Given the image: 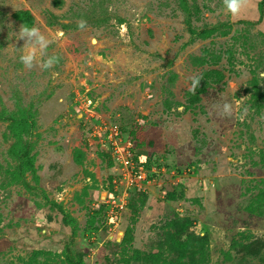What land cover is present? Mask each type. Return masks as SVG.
<instances>
[{
    "label": "rangeland",
    "instance_id": "rangeland-1",
    "mask_svg": "<svg viewBox=\"0 0 264 264\" xmlns=\"http://www.w3.org/2000/svg\"><path fill=\"white\" fill-rule=\"evenodd\" d=\"M20 12L53 68L20 63ZM66 252L264 264V0L237 18L223 0H0V264Z\"/></svg>",
    "mask_w": 264,
    "mask_h": 264
},
{
    "label": "clouds",
    "instance_id": "clouds-1",
    "mask_svg": "<svg viewBox=\"0 0 264 264\" xmlns=\"http://www.w3.org/2000/svg\"><path fill=\"white\" fill-rule=\"evenodd\" d=\"M223 5L227 12L231 14L233 18L241 16L249 7L250 0H223ZM77 28L84 30L87 28V21L80 20L77 23ZM59 35H63L60 33ZM17 40H23L25 51L20 55V63L28 70L39 67L41 70H48L57 65L60 61L58 55H49L47 49L50 44L53 43V39H50L44 33L41 32L39 27H29L26 24L20 25L19 31L16 36ZM201 77H193L190 81L189 91L195 93L196 89L200 86ZM237 101V105H239ZM217 115L220 118L232 117L234 115L233 104L226 99L220 105L216 106ZM247 109L241 113L237 118L243 121L244 114Z\"/></svg>",
    "mask_w": 264,
    "mask_h": 264
},
{
    "label": "trees",
    "instance_id": "trees-1",
    "mask_svg": "<svg viewBox=\"0 0 264 264\" xmlns=\"http://www.w3.org/2000/svg\"><path fill=\"white\" fill-rule=\"evenodd\" d=\"M15 17L17 18V20H20L22 23L26 24L27 26H30L32 24V21H33V18L27 12L16 13ZM207 79H208L207 76H205L204 80L207 81ZM63 221L65 224H69V220H68L66 215H64ZM128 236H129V232L126 230V232L124 233V236L122 238V242H121V244H123V246L128 243ZM65 256H66L68 264H84V262L80 258L79 259H73L72 255H70L67 252H66Z\"/></svg>",
    "mask_w": 264,
    "mask_h": 264
},
{
    "label": "built area",
    "instance_id": "built-area-1",
    "mask_svg": "<svg viewBox=\"0 0 264 264\" xmlns=\"http://www.w3.org/2000/svg\"><path fill=\"white\" fill-rule=\"evenodd\" d=\"M126 156H128V153L126 154ZM124 166H129L131 168L130 171H127L125 174H123L128 183L133 184L136 183L137 180H144L146 178L142 165L138 164L137 167L134 168L130 154L125 160Z\"/></svg>",
    "mask_w": 264,
    "mask_h": 264
}]
</instances>
